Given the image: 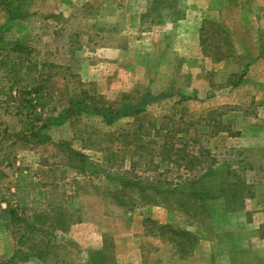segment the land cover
I'll list each match as a JSON object with an SVG mask.
<instances>
[{
    "label": "rangeland",
    "instance_id": "374dc122",
    "mask_svg": "<svg viewBox=\"0 0 264 264\" xmlns=\"http://www.w3.org/2000/svg\"><path fill=\"white\" fill-rule=\"evenodd\" d=\"M204 11L198 0H0V264H162L200 244L220 262L234 250L245 264L264 258V31L220 22L231 48ZM162 93L113 125L80 114L40 128L78 100ZM178 230L197 243H170Z\"/></svg>",
    "mask_w": 264,
    "mask_h": 264
},
{
    "label": "crops",
    "instance_id": "0c3cea01",
    "mask_svg": "<svg viewBox=\"0 0 264 264\" xmlns=\"http://www.w3.org/2000/svg\"><path fill=\"white\" fill-rule=\"evenodd\" d=\"M198 1H200L201 3H204V10H205L204 12L208 14V16L206 15V17L220 24V26L223 29L230 28V23H232V25H234V23L238 25L240 22V23L246 24V25H243L242 27L243 30L245 31L244 33H247V31L248 33H257L259 30L264 31V11L260 10L261 12L259 13L258 6L255 0H251V2L248 5L245 3L243 4L242 0H222L220 4L221 7L219 9L212 7V3L214 2L213 0H198ZM219 1L220 0H218V2ZM231 7L235 9V12L230 17V14H228L227 12L232 9ZM260 14L263 17L259 19ZM220 22H223L224 24H226V27L223 25L225 27L224 28ZM257 22H258V25H257ZM182 24L183 22L180 21L179 22L180 27H182ZM197 32L198 31L194 33H197ZM173 33H187V32L184 31L183 29H178V30H173ZM263 224L264 222L257 223L256 227L259 228V226ZM229 237H230L229 238L230 242H234V239L239 240L236 238L237 237L236 235L229 236ZM258 240L262 242V237L260 236L259 238L257 237V235H254V241L257 242ZM260 241L258 242L259 244L261 243ZM204 250H206L205 254H204ZM208 250L209 249L201 248V244H200L196 248L194 254L190 258L186 260H182V261L173 260V259L171 260L168 258L167 260L162 262V264H224L225 262L228 263L229 261H231V263L233 264H245L247 261L246 256H244V251H241V250L239 251L234 250V253L231 256V259L229 257H226L227 261L225 262L218 261L219 259L223 257H220L218 255L215 256ZM261 253H264V250H262ZM262 256L256 255L253 258V264H264V258ZM226 258L224 257V259Z\"/></svg>",
    "mask_w": 264,
    "mask_h": 264
},
{
    "label": "trees",
    "instance_id": "16d2710c",
    "mask_svg": "<svg viewBox=\"0 0 264 264\" xmlns=\"http://www.w3.org/2000/svg\"><path fill=\"white\" fill-rule=\"evenodd\" d=\"M206 24L215 26L216 31L221 33L222 35L227 36V41L226 44H228L231 48L233 47L232 42L229 39L228 32L223 29L220 24L218 23H213V22H206ZM203 45H205V41H202ZM223 57V56H222ZM166 94L162 93L159 95H151L147 94L143 96L141 99L134 101V102H126L124 104H121L119 107H115L116 105H119L118 103L109 105L108 107H102V106H97V105H89L85 103L84 101L78 100L77 102H72L70 105L62 110L59 115H49L46 117L43 121L44 123L40 127L42 130L48 129L51 126H61L65 124L68 120L73 118L74 116H78L80 114H86L89 116H96L100 117L103 122L107 125H113L122 118L125 117H131V116H138L139 114L143 113L146 109L147 106H149L152 103L158 102L160 99L166 98ZM182 96V100H185L187 98ZM81 157L84 158V155H80ZM149 222V220H148ZM167 226H162L160 230L163 232L161 234L162 237H164V234H167L168 232H165ZM150 233H153V229H150ZM178 233L174 236H171L169 239L170 243L171 242H177L178 239H182L181 241V247L183 250L188 248L187 242H191L189 246L193 247L194 243H197L198 237L190 232L184 231V230H178ZM154 234V233H153ZM179 245V244H178ZM185 253V252H184Z\"/></svg>",
    "mask_w": 264,
    "mask_h": 264
}]
</instances>
